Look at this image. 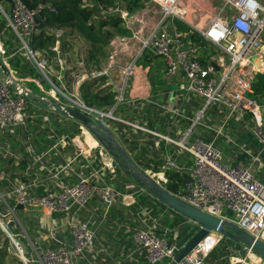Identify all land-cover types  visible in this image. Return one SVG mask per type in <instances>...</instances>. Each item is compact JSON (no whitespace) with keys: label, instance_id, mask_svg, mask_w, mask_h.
Masks as SVG:
<instances>
[{"label":"built area","instance_id":"2783aa9c","mask_svg":"<svg viewBox=\"0 0 264 264\" xmlns=\"http://www.w3.org/2000/svg\"><path fill=\"white\" fill-rule=\"evenodd\" d=\"M222 2L221 8L202 26L197 21L198 9L192 6L194 1L186 4L184 0H148L135 14H129L120 5L103 12V15H116L129 35L114 36L108 41L109 55L102 67L88 61L89 46L80 36L66 37L65 31L57 27H45L43 36L49 38V44L33 48L45 19V16L40 19L41 14L44 10L54 13L51 7L38 4L29 9L20 0H13L7 14L0 5L5 29L20 43L19 51L25 53L27 63H32L41 76L39 82L17 75L11 65L15 53L7 57V50L0 42V136L16 145L0 141V159L10 160L15 169L24 162V168L15 176L0 172V182L6 183L0 192V202L7 211L0 214V229L22 255L25 264L29 261L15 240L18 234L9 233L7 227L10 222H14V228L21 227L15 216L16 206H22L23 210L37 208L50 217H71L69 244L56 238V227L46 236L40 235L37 241H30L38 264H79L87 255L91 258L88 264H95L97 256L113 254H118L126 264H158L164 260L170 264L182 247L176 241V229L169 241L170 231L161 217L137 204L134 194H124L115 188L114 184L119 183L114 182L113 168L109 169L110 180L107 181L102 157L106 155L114 161L113 157L82 124L68 115L67 109L91 118L96 114L99 120L93 119L97 124L103 119L105 129L136 168L156 183L163 181V188L166 189L167 184L166 172L185 175L183 185L173 193L169 191L175 198L231 222L264 243V181L257 177L264 168L260 154H252L243 146L241 152L249 163L228 160L227 164L216 147V138L224 136V129L233 120L252 123L251 138L258 144L260 153L264 151V106L251 97L252 83L262 72L264 62V3L257 0ZM153 8H157L154 15ZM180 24L185 30L179 28ZM242 24L246 26L241 27ZM192 35L199 36L204 46L193 43ZM208 48L214 50L212 56H207ZM151 60L161 62V78L175 85L172 105L153 104L168 116L167 134L154 131L145 121L136 118L125 121L117 117L119 106L129 103L125 92L131 80L138 76V70L146 72L148 69V73H152ZM42 82L48 85L47 90ZM29 83L35 84L42 94L38 100L30 98ZM89 86L91 95L112 94L113 104L90 106L82 95ZM193 99L203 100L198 110L195 109L197 101ZM54 104L64 114L57 112ZM187 108L192 116L187 114ZM209 109L218 118L207 120L214 123L212 126L203 122ZM178 119L185 121L187 127L183 132L177 130L180 137L173 139L170 134L177 127ZM51 121L62 124L61 132L51 127ZM39 132H46V141H49L40 154L35 143ZM196 132L200 135L192 139ZM134 142L138 144L135 146ZM227 144L235 146L231 139H227ZM168 146L175 147L176 151L170 153ZM154 148L163 150V163L159 168L148 161H153L150 150ZM183 153L191 158L190 169L176 163V158ZM54 157L58 164L52 163ZM136 157L138 161H134ZM65 179H73V183L68 185ZM129 190L151 196L136 183ZM91 201L96 202L98 210L87 208ZM8 203H13V207ZM119 205L136 207L122 221L112 224L121 232L119 244L122 245L114 248L103 242L94 244L93 218L98 217L100 225H109L110 213ZM83 211L87 219L80 221L78 217ZM168 212V217L174 219L173 211ZM4 215L9 217L5 223L1 220ZM190 223L195 225L185 219L180 227ZM93 230L99 231V224ZM209 236L214 237L215 243L206 247L205 240ZM124 237L132 240L129 248L122 240ZM222 239L221 234L210 232L175 264H208V257ZM39 241H43L46 248H41ZM234 252L226 264H264V259L251 249L242 247L237 255Z\"/></svg>","mask_w":264,"mask_h":264},{"label":"crops","instance_id":"0c3cea01","mask_svg":"<svg viewBox=\"0 0 264 264\" xmlns=\"http://www.w3.org/2000/svg\"><path fill=\"white\" fill-rule=\"evenodd\" d=\"M257 1L260 3H264V0H257ZM262 46L264 49V35L262 38ZM261 65H262V72L260 74H264V62L261 63ZM150 66L152 67V73L151 72L148 73V69L146 72H141L140 70H138L137 72L138 76L135 79L131 80V82L129 83L125 92L127 102L129 103L123 105L124 107H122V109L119 112L117 110V117L125 121H133L134 118H136V120H141L142 122L145 121L148 123V125H150L153 128L154 131L160 134H167L168 116L164 114V112H162L161 110L157 109L153 104L158 102L162 104L168 103L172 105L174 101L175 85L174 83L169 85L161 78V70L163 67L160 61L151 60ZM251 92H252L251 95H253L254 90L252 89ZM255 98L256 101L261 106H264V92L255 95ZM146 99L151 101L152 104L148 103ZM133 100L134 102H132ZM187 114L189 116H192V113L189 110V108H187ZM235 124H242V123L235 122ZM176 126L177 127H175L173 129V132L170 134V137L173 139H179L180 136L176 134V131L177 130H180V132L185 131L187 127V123L185 121H181L178 119V124ZM231 131L235 137L239 135L240 138L236 139L237 141L236 140L234 141L235 146L233 148H230V152H229L230 156L227 154L228 160H232L242 164H248L249 163L248 158L241 152V148L243 146H246V148L249 150L250 153L260 154V159L264 163V151L260 153V148L258 144L255 142V140L251 138V136H247L246 134L240 132V129L237 128L236 125H232ZM241 134H244V136L243 135L241 136ZM197 135H200V133L196 132V135H194L192 139L196 138ZM88 140L90 143H92L90 139ZM7 143L13 144L14 141L8 139ZM134 144L136 146V144L138 143L134 142ZM44 146L45 145L41 144L42 149L39 152H37L38 154H40L43 150H45L46 147ZM168 151L170 153L174 152L176 151V148L173 146H168ZM150 153L153 156V161L149 159L148 161L153 162L155 166L159 168L163 163L162 162L163 150L161 148H154L150 150ZM143 156L144 154H142V157ZM135 159L138 161L139 157H136ZM102 160L106 167V178L108 179L107 181L109 182L110 180V176L108 173L109 169L113 168L115 170L114 182L119 183L118 180L122 179V181L126 184L125 190L127 191L124 194L130 195V193H128L129 187L134 185V182L131 179H129L120 168H118L115 161L111 160L109 156L106 155L103 156ZM51 161L54 164H58L56 157L52 158ZM176 163L179 166H182L183 168L184 167L188 169L191 168L190 157L186 153H183L180 156H178V158H176ZM65 182L68 185H70L71 183H73V179H65ZM35 192L40 193V191H35ZM87 208L90 210L91 209L98 210L99 207L97 206L96 202L91 201L89 202ZM135 208L136 207L125 206V205H119L114 207L113 211L110 213V216L108 218L110 224L109 225L107 224V226L112 230L113 223L115 224L122 221L127 216V214L131 211H134ZM23 211L32 218L33 223H31L30 225V230L35 235L34 237L35 241H37V238L40 235L46 236L51 228L56 227L57 228L55 231L56 238L62 242H66L67 244L71 242L70 230L68 228V222H70L71 217H65V216L50 217L37 208L24 209ZM96 213L100 214V211H97ZM78 219L80 221H85L87 219V213L83 211L78 217ZM93 219H94V225H92V229L93 228L95 229L98 226V224L100 227H103L102 225H100L98 217ZM107 226H105L104 228H106ZM104 234H105V238L100 242H98V244L96 245H99L100 243L103 242L105 246L120 248L119 246L122 244H119V239L117 240V236L119 234H114L111 232H108V235L107 232ZM39 244L41 248H46V244L43 241H39ZM52 247L55 246L53 245ZM126 247L129 248L130 246H126ZM90 260H91L90 256L87 255L85 259L80 261L79 264H88ZM119 260L122 261V264H126L125 261H123L118 257V254H113L111 256L102 255V257L97 256L95 264H115V262Z\"/></svg>","mask_w":264,"mask_h":264},{"label":"trees","instance_id":"16d2710c","mask_svg":"<svg viewBox=\"0 0 264 264\" xmlns=\"http://www.w3.org/2000/svg\"><path fill=\"white\" fill-rule=\"evenodd\" d=\"M13 0H0V5L5 10L11 6ZM29 9H34L38 4H44L46 6L54 9V13H49L48 10H44L41 14L40 19L45 16V19L40 24L39 36L36 38V46L33 48L42 47L44 44H49V38L44 39L43 29L45 27H57L65 31L66 37L80 36L86 44L89 46L88 51V61L97 67L99 66L98 59L106 57V48L108 46V41L114 36H128L129 32L126 31L122 25L121 20L112 14H104L103 12L111 11L117 6H121L129 14H135L142 10L147 4L148 0H20ZM97 19V20H95ZM95 20V21H94ZM3 25V23H2ZM181 30H185L183 25H179ZM191 40L198 46H204L201 38L196 35L191 36ZM96 47V54L91 55L92 48ZM11 65L13 61L11 60ZM90 86L83 92V98L86 99L90 106L96 107H109L113 104L112 94L96 93L92 94L89 90ZM252 89L254 94L251 95L253 99L256 100L255 95L264 92V74H257L252 83ZM75 132V130H71ZM205 140H209L208 137H204ZM5 143V142H3ZM35 143L37 144V152L41 148V144L47 146L49 141H46V132H39L36 136ZM13 147L16 145L13 143ZM24 168V162L20 163V166L15 169L11 166V161H4L0 159V172L5 175L15 176L17 173L22 171ZM167 178L166 189L170 192H175L179 189L183 183L186 181L187 177L185 175H180L178 173L168 171L165 173ZM6 187L4 181L0 182V192ZM9 207H13V203H8ZM2 209L0 210V214ZM182 218V217H181ZM182 220H185L182 218ZM174 222V221H173ZM177 222L173 223L168 234L169 241L173 238V230L177 228ZM166 228V224L164 225ZM180 226V225H179ZM173 228V229H172ZM15 228H8V232L14 233ZM113 235V234H111ZM187 237L186 240H188ZM212 242L211 238H207L205 243L209 244ZM10 242L9 239L3 234L0 229V264H6V260L10 256V264H23L19 257L11 255L9 253Z\"/></svg>","mask_w":264,"mask_h":264},{"label":"rangeland","instance_id":"374dc122","mask_svg":"<svg viewBox=\"0 0 264 264\" xmlns=\"http://www.w3.org/2000/svg\"><path fill=\"white\" fill-rule=\"evenodd\" d=\"M183 1V0H182ZM186 4H191V2H195L194 5H192L194 8H197L199 11V17H198V23L200 24V26H202L205 22H207V20L209 18H211L215 12L221 8L222 6V0H184ZM5 11L7 14H9V9L5 8ZM155 11H157V8H153L152 14H155ZM158 13H156L157 15ZM3 18L0 14V42L2 43V45L5 46L6 50H7V57L10 56V54H14L15 53V57L12 59L13 61V65H12V69L14 71L17 72V75L21 76V77H28L31 78L32 80H37L39 82H41V76L39 74V72L36 70L35 66L31 63H27L26 58H25V53L22 51H19L20 48V43L18 41H15V38L13 37L12 33L10 32V30L5 29V25L3 23ZM3 23V25H2ZM5 31V34L2 35V31ZM106 57L109 55V48H106ZM207 53V56H212L215 52L212 48H208L207 51H205ZM105 57V58H106ZM102 58V59H98L99 61V67H102L103 64H105L106 59ZM88 59V56H87ZM86 59V60H87ZM94 65V64H93ZM97 66V65H96ZM42 85L44 87L45 90L48 89V85L46 83L42 82ZM28 88L31 90L32 94L36 97L41 96L42 94L40 93V91L38 90V88L35 86V84L33 83H29L27 84ZM252 94V92H251ZM126 96V93H125ZM194 101H197V105H196V110H198L199 108L202 107L203 104V100L201 99H193ZM36 106H39L38 103L34 102ZM40 107V106H39ZM122 107L124 106H119L118 108V112L122 109ZM207 120H213L216 121L218 120V118H216V115L214 113H210V109L208 110V115L206 117L205 120H203L204 124L208 125V126H212L214 125V123L209 122ZM221 124V120L217 121V126H220ZM247 124V125H246ZM242 123V124H235V122L233 120L229 121L226 128L224 129V136H219L216 138V147H218L220 149V151L222 152L223 155V160L224 162L228 161V157L227 154L230 156V148H233L234 145L231 144H227V139H231L233 141H235L236 139H239L240 136H234L232 134L231 131V127L232 125H236L237 128L240 129V132L246 134L247 136H251V129H252V123ZM51 127L53 128H57V130H62V128L60 126H62V124H58L56 121H51L50 123ZM244 134H241V136ZM35 136H32V139H34ZM0 141L6 142L8 140H4L1 136H0ZM237 141V140H236ZM134 161H136V159L134 158ZM190 163H192L191 158H190ZM227 163V162H226ZM236 163V162H235ZM228 164V163H227ZM257 177L261 178V181H264V168L260 171V174L257 175ZM127 181V180H126ZM119 184H114L115 188L118 189L119 191L125 193L127 192L125 190V183L122 181V179L118 180ZM128 193L130 194H134L135 196V200L137 202V204H139L142 207L145 208H150L152 209L159 217L162 218V222H164L166 224V229L170 230L171 228H169V226H173L174 222H177V228L174 232V234H176V241L178 243L179 246H183L188 240H186L184 242V240L190 236V234H194L197 231V226L193 225V224H187V225H183V226H179L183 220L182 218L172 212L174 214V219H170L168 217L169 214V208H167L166 206H164L163 204H161L159 201H157L154 197L152 196H148L146 193L140 194L138 193L136 190H129ZM2 209V214H7L6 208H4V206L2 205V203L0 202V210ZM15 216L19 222V224L21 225V227L19 225L16 226L14 233L18 234L17 238H15L16 241H18V243L21 245L24 255L26 256L25 258L28 259L29 264H38L37 258L35 256V254L32 251L31 245H30V241L34 242L35 241V235L31 232L30 230V225L32 222V218L27 215L23 210H16L15 211ZM7 219H9V217L7 215H4V217L2 216L1 220L3 223H5L7 221ZM174 221V222H173ZM103 227H100V230H93L92 226L91 229L94 232V244H98V242H100L101 240H103L105 238V234L107 232H111L114 234H119L117 236V240L120 239V234L121 232L117 230V228H113L112 230L107 226V223H102ZM105 226H107L106 228H104ZM106 229V231H105ZM173 229V228H172ZM26 236H25V233ZM4 234V232H3ZM5 235V234H4ZM170 235V234H169ZM6 236V235H5ZM211 239H213L212 237H210ZM123 242L126 246H130L132 243V240L130 237H124ZM206 247H211V243L206 244ZM242 245L236 244L233 241L229 240L228 238L223 236V239L221 241V243L211 252L210 256L207 259V263L208 264H226L228 257H230L231 253L233 251H235L233 254L237 255V251H241L242 250ZM9 253L11 255H15L16 257H19L16 250L14 249V247L12 246V244L10 243V247H9ZM243 255V253H241ZM12 256L9 257V259L6 260V264H10V259ZM158 264H169L168 260H164L161 263Z\"/></svg>","mask_w":264,"mask_h":264},{"label":"water","instance_id":"95a60500","mask_svg":"<svg viewBox=\"0 0 264 264\" xmlns=\"http://www.w3.org/2000/svg\"><path fill=\"white\" fill-rule=\"evenodd\" d=\"M95 54L96 47H93L91 55ZM30 98L38 100V98L33 94L30 95ZM54 108L57 112L64 114L58 105L54 104ZM66 112L71 118L82 124L97 139V141L104 146L108 154L113 157L118 168H120L129 179L138 184L140 187L146 189L152 197L169 208L171 211L197 225V231L181 247L170 264H175L182 260L190 252V250L210 232L219 233L234 243L251 249L256 255L264 259V243L254 239L231 222L218 217L210 216L178 200L169 191L162 187V185H164L163 181H158V183H156L145 173L138 170L128 155L122 150L117 142L112 139L111 134L105 129L104 120L100 119L99 124L94 121V119L99 120L98 115H91L94 118L93 119L76 110L67 109ZM15 210H23V207L16 206ZM13 226L14 222H10L7 225L8 228H13ZM17 253L21 262L25 264L22 255L19 252Z\"/></svg>","mask_w":264,"mask_h":264},{"label":"bare ground","instance_id":"6f19581e","mask_svg":"<svg viewBox=\"0 0 264 264\" xmlns=\"http://www.w3.org/2000/svg\"><path fill=\"white\" fill-rule=\"evenodd\" d=\"M210 237H212V236H209L208 238H210ZM213 239H212V242H211V246L212 245H214V243H215V239H214V237H212ZM207 239V238H206ZM206 241V240H205ZM205 245H206V243H205Z\"/></svg>","mask_w":264,"mask_h":264},{"label":"clouds","instance_id":"9594fccd","mask_svg":"<svg viewBox=\"0 0 264 264\" xmlns=\"http://www.w3.org/2000/svg\"><path fill=\"white\" fill-rule=\"evenodd\" d=\"M253 2H254V0H253ZM245 26H246V25H244V24L241 25V27H245Z\"/></svg>","mask_w":264,"mask_h":264}]
</instances>
